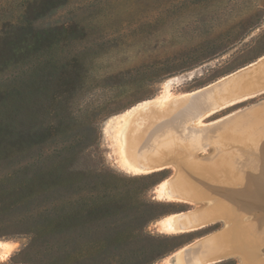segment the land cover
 Here are the masks:
<instances>
[{
    "label": "rangeland",
    "instance_id": "1",
    "mask_svg": "<svg viewBox=\"0 0 264 264\" xmlns=\"http://www.w3.org/2000/svg\"><path fill=\"white\" fill-rule=\"evenodd\" d=\"M14 26L43 32V44L0 66V87L14 90V115L27 133L5 151L0 133V242L10 246L0 264H50L53 251H63L59 264H169L184 247L224 228L218 222L189 233L164 229L166 218L197 206L161 191L175 167L148 176L123 164L118 122L153 104V120L141 133L142 125L131 131L128 151L138 156L142 136L161 161L184 169L190 160L208 163L215 155L212 144L198 143L205 125L226 122L214 132L235 138L252 130L257 116L263 121L264 65L241 79L245 90L226 105L215 97L185 103L199 95L187 94L264 57V0H0V38ZM3 113L0 105V119ZM258 152L264 156V140ZM52 167L60 172L58 185L44 191ZM244 175L252 177L248 169ZM55 199L74 218L52 250L48 231L34 219ZM244 220L252 223L254 215ZM98 236L105 247L91 251ZM216 264L241 263L234 257Z\"/></svg>",
    "mask_w": 264,
    "mask_h": 264
},
{
    "label": "bare ground",
    "instance_id": "2",
    "mask_svg": "<svg viewBox=\"0 0 264 264\" xmlns=\"http://www.w3.org/2000/svg\"><path fill=\"white\" fill-rule=\"evenodd\" d=\"M262 60L264 57L201 90L187 94L186 96L196 93L199 95L194 97L190 103L185 104H201L203 100L201 95L205 93L209 94L205 97L218 99L221 103L220 107L237 99L245 90L238 83L243 77L254 71L247 72L246 69ZM260 67L258 66L257 69ZM246 79L249 78L246 77ZM249 92L251 94V91ZM153 107V104L143 103L126 113L118 122L117 137L121 144L120 156L123 164L138 174H150L167 169L169 166L175 167L176 174L161 184V191L171 201L175 200L188 205L194 204L197 209L166 218L162 222L164 229L180 234L200 231L218 222L224 224L221 231L218 230L211 235L197 239L175 253L174 259L178 260L169 264H216L234 257L241 264H264V257L260 254L264 245V156L258 154V147L264 140V120L259 122L260 117L257 116L255 120L258 122L253 125L254 128L252 130L246 128L249 131L242 136L240 134V137L236 133L235 138L225 133L214 132L226 122L220 123L219 121L205 125L200 129L198 143L202 146L212 144L215 148V155L208 163L186 161L187 167L180 169L176 162L161 161L160 157L155 156L150 144L141 142L142 136L140 135L139 143H137L140 146L138 156H133L128 151L131 131H136L135 129L142 125L143 128L137 130V133H141L147 127L153 120ZM194 111L197 112V110ZM176 139L183 138L177 137ZM188 143H192L191 136L188 137ZM167 155L165 156L167 157ZM175 155L176 153L172 152L168 157L172 158ZM190 155L192 153L187 154V158ZM247 169L252 177L246 181L244 173ZM241 183L245 189L243 192ZM248 212L254 215L255 219L249 224L244 220ZM9 254L8 243L0 242V260L5 259Z\"/></svg>",
    "mask_w": 264,
    "mask_h": 264
},
{
    "label": "trees",
    "instance_id": "3",
    "mask_svg": "<svg viewBox=\"0 0 264 264\" xmlns=\"http://www.w3.org/2000/svg\"><path fill=\"white\" fill-rule=\"evenodd\" d=\"M57 4H60V1H57ZM54 6L57 4L53 3ZM41 15L38 13L36 16ZM23 26H14V28H11L8 33H4L3 36L0 38V66L7 58L15 57L16 53L18 51L24 52L25 50L27 52L30 51H37L43 44V36L41 34L43 32H37V31H28L27 29H23ZM53 43L52 40H50V43L47 45V47H50ZM14 90H5L4 87H0V105L3 109V114L5 119H0V133L4 132L3 134V141L5 143L4 147L2 148L4 151L7 150V148H15L16 146H20L22 144L23 137L27 133L26 131H23L18 125L19 123L16 120V116L14 115V108L12 105L13 97H14ZM29 137V134L27 135ZM59 170L51 168L49 171V175L51 178V181L49 182L47 187L43 188L44 191L47 189L54 188L56 185H58V176ZM157 173H152L148 176H152ZM45 186V185H44ZM30 189V193H31ZM36 193V192H35ZM34 194V192H33ZM106 201L103 202L105 204ZM50 209L47 213L38 215L34 219V226L37 227L39 230L43 229L45 231H48L49 233V241L51 242L49 244V248L52 250L55 249V245L57 242H63L66 235L68 234V230L72 228L71 225H69V222L72 221L74 218V215H69V212L67 213L66 205L59 201V199H55L51 205ZM79 206L77 205V208ZM79 208L77 209L76 213H79ZM83 209L81 210V212ZM75 214V212H74ZM78 218V216H76ZM94 241L91 244V251L96 250L97 248L105 247L103 243V238L98 236L94 237ZM81 241L78 237L76 239L74 238L73 246L75 251L79 252L81 249ZM112 242H116V239ZM114 245V244H113ZM64 250V249H63ZM63 251H53L55 253L53 255V259L50 264H59L61 262V254Z\"/></svg>",
    "mask_w": 264,
    "mask_h": 264
},
{
    "label": "water",
    "instance_id": "4",
    "mask_svg": "<svg viewBox=\"0 0 264 264\" xmlns=\"http://www.w3.org/2000/svg\"><path fill=\"white\" fill-rule=\"evenodd\" d=\"M262 63H264V61L261 62L260 64H258L256 67L250 69V70L247 71V72H251V70H255V69H257V67L260 66ZM237 76H238V75H237ZM259 88H261V87H259ZM263 88H264V85H263ZM263 88H262V89H263ZM262 89H260V90H262ZM256 91H259V90H256ZM256 91H254V93H255ZM208 95H209V94L205 93V94L201 95V98H202V97H205V96H208ZM177 260H178V259H174V263H175Z\"/></svg>",
    "mask_w": 264,
    "mask_h": 264
}]
</instances>
